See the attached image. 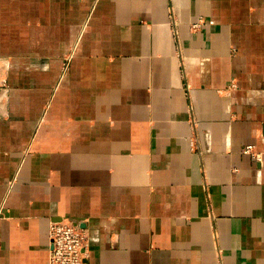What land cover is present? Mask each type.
<instances>
[{
    "label": "crops",
    "instance_id": "0c3cea01",
    "mask_svg": "<svg viewBox=\"0 0 264 264\" xmlns=\"http://www.w3.org/2000/svg\"><path fill=\"white\" fill-rule=\"evenodd\" d=\"M3 80L0 264H264V0H0Z\"/></svg>",
    "mask_w": 264,
    "mask_h": 264
},
{
    "label": "built area",
    "instance_id": "2783aa9c",
    "mask_svg": "<svg viewBox=\"0 0 264 264\" xmlns=\"http://www.w3.org/2000/svg\"><path fill=\"white\" fill-rule=\"evenodd\" d=\"M171 24L174 35L175 20L172 13H170ZM201 19L191 25V28L196 29L201 26ZM179 50V47H177ZM180 58V54L178 55ZM66 69V66H64ZM243 154L255 156L260 161L259 156L254 155L250 146L242 149ZM49 251H48V264H86L85 263V246L86 235L78 221L65 219L59 222L51 223L48 233Z\"/></svg>",
    "mask_w": 264,
    "mask_h": 264
},
{
    "label": "rangeland",
    "instance_id": "374dc122",
    "mask_svg": "<svg viewBox=\"0 0 264 264\" xmlns=\"http://www.w3.org/2000/svg\"><path fill=\"white\" fill-rule=\"evenodd\" d=\"M201 19V18H200ZM199 20V19H198ZM201 21H202V23H201V26L200 27H197L196 29H193V28H191L192 30H198V29H200L201 27H202V25H204V21L201 19ZM193 24V23H192ZM191 24V25H192ZM190 25V26H191ZM6 89H8V85H7V82H6V80H3V81H1L0 82V94H1V91L2 90H6ZM47 109H48V105L46 106V108H45V111L44 112H46L47 111Z\"/></svg>",
    "mask_w": 264,
    "mask_h": 264
}]
</instances>
